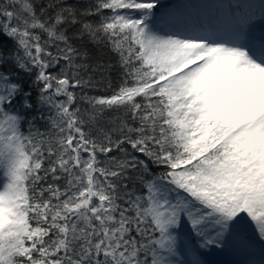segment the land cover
Masks as SVG:
<instances>
[{"label":"snow or ice","instance_id":"1","mask_svg":"<svg viewBox=\"0 0 264 264\" xmlns=\"http://www.w3.org/2000/svg\"><path fill=\"white\" fill-rule=\"evenodd\" d=\"M0 264H264V0H0Z\"/></svg>","mask_w":264,"mask_h":264},{"label":"rangeland","instance_id":"2","mask_svg":"<svg viewBox=\"0 0 264 264\" xmlns=\"http://www.w3.org/2000/svg\"><path fill=\"white\" fill-rule=\"evenodd\" d=\"M169 2H173V0H169ZM219 259L226 260L228 257H220Z\"/></svg>","mask_w":264,"mask_h":264},{"label":"bare ground","instance_id":"3","mask_svg":"<svg viewBox=\"0 0 264 264\" xmlns=\"http://www.w3.org/2000/svg\"><path fill=\"white\" fill-rule=\"evenodd\" d=\"M165 3H170L169 0H164Z\"/></svg>","mask_w":264,"mask_h":264}]
</instances>
